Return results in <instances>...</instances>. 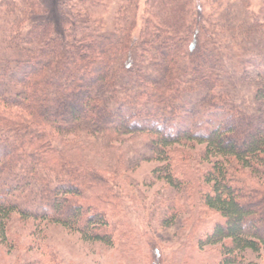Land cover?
<instances>
[{
  "label": "trees",
  "instance_id": "16d2710c",
  "mask_svg": "<svg viewBox=\"0 0 264 264\" xmlns=\"http://www.w3.org/2000/svg\"><path fill=\"white\" fill-rule=\"evenodd\" d=\"M12 1L0 44V238L17 214L109 245L95 209L104 203L85 189L99 181L96 169L67 155L79 152L76 143L53 140L90 128L114 151L141 132L160 160L182 141L203 146L198 201L213 218L197 215L195 252L215 249L217 264H255L246 252L264 260V134L256 124L264 85L242 80L248 71L264 78V24L211 22L195 0H147L134 34L139 0H123L109 36L101 33L105 0H63V35L47 20L30 24L29 35L21 25L45 9ZM173 172L161 174L176 187ZM175 257L195 262L185 251Z\"/></svg>",
  "mask_w": 264,
  "mask_h": 264
},
{
  "label": "rangeland",
  "instance_id": "374dc122",
  "mask_svg": "<svg viewBox=\"0 0 264 264\" xmlns=\"http://www.w3.org/2000/svg\"><path fill=\"white\" fill-rule=\"evenodd\" d=\"M38 1L45 13L39 16L31 13L27 24L21 25V33L31 35L30 24L47 20L57 34L63 35L60 26L63 0ZM122 1L105 0L106 8L100 12L103 35L113 34V20ZM9 2L0 0V44L10 23V18H4L9 13H5ZM146 2L139 0L134 34L141 27ZM195 4L211 22L232 26L253 21L264 24V0H195ZM39 29L42 26L35 31ZM243 77L248 84L264 85V78L256 73L248 71ZM261 97L264 114V92ZM257 123L264 134V117H258ZM73 132L63 142L56 135L53 141L59 148L65 142L76 143L79 152L67 155L96 169L99 181L89 180L85 186L91 187L92 195L83 188L79 192L101 197L104 205H96L95 209L109 225L105 233L110 244L88 240L48 219H25L12 214L7 222V239L0 238V264H181L175 253L183 251L195 260L192 264H217L215 249L196 253L192 248L202 229L197 227L199 212L206 214L203 222L213 218L198 201L200 174L207 165L201 158L203 146L182 141L168 149L167 160H160L152 155L150 138L141 132L120 139L123 142L115 145L114 151L104 150L103 136L94 134L90 128ZM168 166L174 170L176 187L168 185L161 174ZM248 177L253 181V175ZM247 261L264 264L262 258L249 252L245 253Z\"/></svg>",
  "mask_w": 264,
  "mask_h": 264
}]
</instances>
